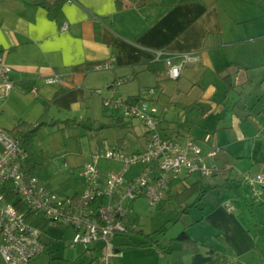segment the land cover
<instances>
[{
  "label": "crops",
  "instance_id": "0c3cea01",
  "mask_svg": "<svg viewBox=\"0 0 264 264\" xmlns=\"http://www.w3.org/2000/svg\"><path fill=\"white\" fill-rule=\"evenodd\" d=\"M125 2L122 8H118L117 0L66 1L62 17L56 18L48 9L31 4L29 0H0V52L12 66L15 81L14 88L0 98V126L13 131L12 128L20 122H37L44 114L46 121L65 118L82 121L70 126L63 122L44 125L40 129L35 147L43 159V169L50 158L44 138L93 137L91 125L97 123L99 126L101 121L94 107L96 97L99 98L98 88L103 91L100 103L106 109L103 96L109 93L107 86L116 80H122L114 86L116 93L126 96L137 94L147 86L161 85L157 104L162 112L163 133L180 138L189 135L201 143L204 151L219 145L223 157H219L222 161L218 162L223 170L211 177L220 182H207L221 186L222 182L232 179L226 198H233L236 205L234 211L227 210L225 197L223 202L213 205L203 203L200 217L186 224L187 232L201 249L197 253L183 254L182 263L264 264V194L255 202L258 209L251 210L258 219L251 222L244 210L245 207L250 209L249 199L253 205L254 200L251 195L247 197L249 191L241 182V176L252 171L253 167L235 169V158L226 155L225 144L218 136L219 131L227 128L237 135V127L250 116L257 115L264 122V0H154L141 7ZM64 23H67L66 28H62ZM153 48L168 52L196 50L199 54L177 80H171L167 78L166 67L158 74L148 68ZM109 60L112 67H101ZM147 72L156 76L154 83L146 80ZM53 73L62 74L63 81L46 83L45 77ZM207 73L226 82L227 92L221 100L213 99L209 103L216 88L210 90L206 87L209 86L205 78ZM129 81L137 82L133 91L124 90ZM170 82L173 85L168 88ZM253 83L258 87H255L252 104H247V87ZM33 86L37 87V93L31 91ZM229 93H237L234 107L240 109L232 125L226 123L225 101ZM215 107L225 111L219 117L224 123L217 126L222 130L213 132L212 137L195 133L198 118L208 117ZM110 114L111 126L123 124L126 119L121 112ZM130 124L135 129L140 125L137 120H131ZM263 137L262 129L255 137L252 166L259 162L256 150H264ZM111 138H115V144L123 146L126 137L116 134ZM137 138L142 142L144 131L142 134L137 132ZM87 160L84 157L77 162L66 160L67 170H61L64 175L55 184L52 175L42 179L55 188H69L78 183L77 170ZM260 162L263 164L259 170H264V158ZM198 180L199 191L206 194L202 178L179 182L176 184L178 188L171 190L159 207H163L171 195L182 192ZM194 195L197 197L198 193ZM196 227L199 228L192 232L191 229ZM141 242L135 245L116 241L121 251L114 259L121 256L124 261L113 259L114 264H131L132 253L142 250L149 251L154 257L152 262H178L172 250L181 248L180 242L170 239L161 246L159 240L157 246L151 247ZM210 247L215 249L209 251ZM89 253L87 264H93L99 254L95 251ZM91 258H94L92 262Z\"/></svg>",
  "mask_w": 264,
  "mask_h": 264
},
{
  "label": "built area",
  "instance_id": "2783aa9c",
  "mask_svg": "<svg viewBox=\"0 0 264 264\" xmlns=\"http://www.w3.org/2000/svg\"><path fill=\"white\" fill-rule=\"evenodd\" d=\"M67 23L62 25L66 28ZM151 61H162L168 79L177 80L186 66L198 58L196 50L168 52L153 48ZM111 60L101 67L110 68ZM13 68L0 52V98L15 86ZM63 81L60 73L45 77L49 84ZM116 80L107 86L103 105L121 112L124 117L145 126L142 146L128 150L114 144L100 150L77 170V184L63 189L51 186L28 169V151L22 133L0 126V253L6 264H32L46 248L43 231L26 218L31 210L53 223L73 230L71 245H83L99 254L97 264H113L121 249L114 239L130 231L132 202L143 196L150 207H159L177 183L211 177L222 172L217 157L221 150L214 145L204 151L201 143L187 135L180 138L162 131V112L157 104L161 85H151L134 95L115 91ZM37 93V87L31 88ZM96 91L102 93V89ZM1 108V106H0ZM102 158L121 163L118 168L102 169ZM192 176H196L190 179ZM253 200L264 194V170L247 171L241 176ZM23 205L26 210H21ZM227 210L234 211L233 198H226Z\"/></svg>",
  "mask_w": 264,
  "mask_h": 264
},
{
  "label": "rangeland",
  "instance_id": "374dc122",
  "mask_svg": "<svg viewBox=\"0 0 264 264\" xmlns=\"http://www.w3.org/2000/svg\"><path fill=\"white\" fill-rule=\"evenodd\" d=\"M210 72V71H209ZM148 78L146 80L148 83H154L156 76L153 73L147 72ZM205 78L208 81L207 88L210 90L216 88V93L211 95V99H209V103L213 102V99L221 100L225 93L227 92V84L226 82L221 79L220 77H214L210 74H206ZM137 84L136 81H129L125 86L124 90L126 91H133L135 88L134 86ZM173 85V82L168 84V88ZM206 85V84H205ZM258 87L256 84H250L247 87L246 91V102L247 104H252L253 102V94L255 91V87ZM98 92V91H97ZM97 101H94V107L96 109V113L101 119L99 121V126L97 123L92 124L93 129V137L91 138H44V145L47 148V153L49 154V159L47 163L44 164L43 169L41 168L40 177L45 179L52 175V183H57V181L63 177V173L61 170H67V167L64 165V162L67 160L68 162H77L84 157V159H91L95 153L100 150H105L108 147L115 144V138H111L116 134H124L126 137L123 139V146L128 150H134L140 148L142 143L140 142L139 138H137V132L142 134L143 131L145 132V126L143 123H140L138 128H134L130 122L131 119L125 117V121L123 124L114 123L112 126L110 122V113L119 112L110 107H106V109L100 103V95ZM229 98L225 101L226 102V123L229 125L234 124L236 120L235 116L239 113V108L236 106L234 107L235 100L237 98V93H229ZM234 107V108H233ZM108 109V110H107ZM113 110V111H112ZM111 111V112H110ZM224 110H219L218 107L209 113L208 117L198 118V122L194 129L195 133L198 135H208L212 137L213 132H218L222 130L221 128H217V126L221 125L222 121H219V117L224 115ZM237 112V113H236ZM120 113V112H119ZM218 124V125H217ZM217 129V130H215ZM263 129V136H264V122L261 120V117L257 115L253 117H249L248 120L242 121L240 127H237V135L235 131L227 128L226 130L219 131L218 136L220 137L219 141L224 146V151L226 155H229L231 158H235V169L236 167L240 170H246L247 168H252V172L260 171L259 169L262 168L261 165L263 162H260L261 159L264 158V150L258 149L256 150V157L259 162H255V166L251 165L252 159L251 157L255 158V141L257 132ZM240 134V136H239ZM241 135H244L241 137ZM109 137V138H106ZM264 142V137L262 138ZM38 140H43V138H38ZM224 153V152H223ZM47 155V154H46ZM224 155V154H223ZM219 157H223L222 153H219L217 160L222 161ZM252 159V160H251ZM232 161V159H231ZM100 165L102 169L108 170L109 168H118L120 167L121 163L115 161L113 159L102 158L100 160ZM235 173V172H234ZM235 175V174H234ZM196 176H192L190 179ZM215 177H203L202 182L207 189V193L204 195L202 199L195 201L196 195L189 198L186 203H181L177 199H170L168 200L163 207H150L147 203L145 197L141 196L135 199L132 202L133 211L129 215L131 217L132 223L130 226V231L122 236L115 238L116 241H124L130 244L139 245L137 243L144 240L143 236L138 233V230L142 229L143 231L149 233L154 230L161 228L162 226H166V230L156 234L155 238L160 240V245L163 246L165 241H169L170 239L177 236L181 231L186 230V224L196 221L200 217L201 207L203 203L206 201L208 204L213 205L215 202H223V198L228 195L229 190L231 189L232 179L229 181H225L221 183V186H213L211 183L220 182L219 179L214 181ZM212 181L211 183L207 181ZM70 188V187H69ZM68 192L69 190H64ZM248 191V190H247ZM263 196V195H262ZM247 197L250 198V193H247ZM226 200V199H225ZM252 203V200L249 199V208L244 210V213L250 221L256 220L254 215H252L251 210L254 209L255 206ZM187 203L190 204L186 209L187 211L184 212V208L187 206ZM256 209H258L256 207ZM259 213V217H260ZM136 217V218H135ZM263 217V214L261 218ZM262 224V223H261ZM196 227L194 230L191 229L192 232H195ZM187 231V230H186ZM73 234V230L67 226H63L58 223L49 224L46 229L43 231V240L46 243L45 250L38 255L33 261L32 264H48L49 260L52 257H65L72 260H75L78 264H87V257L91 253L81 244L76 246L71 245V237ZM156 246V245H152ZM160 246V247H161ZM151 247V246H150ZM128 248V247H126ZM162 248V247H161ZM117 261L123 262V257L115 258ZM114 259V260H115ZM131 264H158L154 260V257L149 253V251H136L131 255ZM163 261V259H162ZM0 264H6L3 256L0 253ZM114 264V262H113Z\"/></svg>",
  "mask_w": 264,
  "mask_h": 264
},
{
  "label": "trees",
  "instance_id": "16d2710c",
  "mask_svg": "<svg viewBox=\"0 0 264 264\" xmlns=\"http://www.w3.org/2000/svg\"><path fill=\"white\" fill-rule=\"evenodd\" d=\"M66 1H72V0H29L31 4L35 5H41L48 9L50 13H52L56 18H61L63 14L62 7ZM130 4L141 7L144 5H147L154 0H126ZM181 1H187V0H181ZM125 0H117V6L118 8H122L125 5ZM148 68L154 73L158 74L160 71L164 70L165 65L162 61L158 62H149ZM230 86L232 85L230 81H228ZM45 114L42 119H40L37 122H28L23 121L20 122L17 126L12 128L13 131L20 130L22 133V138L24 145L28 151V169L31 174H40L41 168L43 166V159L42 157L37 153L36 147H35V139L40 131V129L44 125H54L57 123L63 122L65 125H77L80 124L82 121H78L75 118H65V119H52L50 121H46ZM195 193H198L195 201L199 200L202 195L205 194L204 191H199V180L196 181V183H193L190 186H186L182 192L173 194L170 196L171 199H177L180 202L187 201L191 196H193ZM187 206H190L187 205ZM21 210H26V208L23 205H19ZM26 218L28 221L34 223L35 225L39 226L42 230H45L46 227L49 224H52L53 222L49 219H46L45 217L35 214L31 210H26ZM257 226V224H256ZM166 230V226H162L161 228L154 230L152 232H145L142 229L138 230V233L143 236L144 240L140 244L143 245H156L158 244V240L155 238L156 234L161 233ZM171 241H178L181 243V248L173 249V255L175 260H178L176 264H183L181 261V257L185 253H197L200 251L201 246L200 244L193 239L189 233L186 230L181 231L177 236L171 239ZM215 248L210 247L209 251H213ZM264 255V253H263ZM94 258H91L92 262ZM48 264H78L75 260L65 258V257H52Z\"/></svg>",
  "mask_w": 264,
  "mask_h": 264
},
{
  "label": "water",
  "instance_id": "95a60500",
  "mask_svg": "<svg viewBox=\"0 0 264 264\" xmlns=\"http://www.w3.org/2000/svg\"><path fill=\"white\" fill-rule=\"evenodd\" d=\"M93 264H97L96 262H94Z\"/></svg>",
  "mask_w": 264,
  "mask_h": 264
}]
</instances>
